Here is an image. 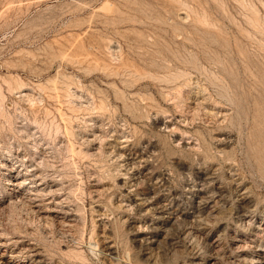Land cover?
<instances>
[{"label":"rangeland","instance_id":"374dc122","mask_svg":"<svg viewBox=\"0 0 264 264\" xmlns=\"http://www.w3.org/2000/svg\"><path fill=\"white\" fill-rule=\"evenodd\" d=\"M0 258L264 264V0H0Z\"/></svg>","mask_w":264,"mask_h":264},{"label":"bare ground","instance_id":"6f19581e","mask_svg":"<svg viewBox=\"0 0 264 264\" xmlns=\"http://www.w3.org/2000/svg\"><path fill=\"white\" fill-rule=\"evenodd\" d=\"M22 182L21 183H13L11 185L14 186V187H16V188H20V187H22V184H23ZM0 264H3V262L1 261V258H0Z\"/></svg>","mask_w":264,"mask_h":264}]
</instances>
